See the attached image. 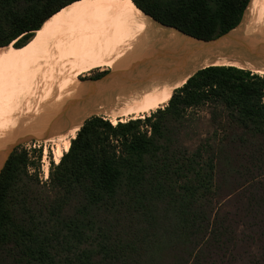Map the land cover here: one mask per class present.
I'll return each mask as SVG.
<instances>
[{
    "label": "trees",
    "instance_id": "16d2710c",
    "mask_svg": "<svg viewBox=\"0 0 264 264\" xmlns=\"http://www.w3.org/2000/svg\"><path fill=\"white\" fill-rule=\"evenodd\" d=\"M80 1L0 0V49ZM132 2L211 41L250 0ZM196 73L144 120H87L47 182L41 150L16 148L0 174V264H264V76Z\"/></svg>",
    "mask_w": 264,
    "mask_h": 264
},
{
    "label": "bare ground",
    "instance_id": "6f19581e",
    "mask_svg": "<svg viewBox=\"0 0 264 264\" xmlns=\"http://www.w3.org/2000/svg\"><path fill=\"white\" fill-rule=\"evenodd\" d=\"M216 67L264 75V0H250L238 27L210 42L161 25L132 0L70 5L25 47L0 49V174L32 141L56 142L58 164L62 143L68 151L87 120L144 118L196 72ZM100 69L109 72L79 80Z\"/></svg>",
    "mask_w": 264,
    "mask_h": 264
},
{
    "label": "rangeland",
    "instance_id": "374dc122",
    "mask_svg": "<svg viewBox=\"0 0 264 264\" xmlns=\"http://www.w3.org/2000/svg\"><path fill=\"white\" fill-rule=\"evenodd\" d=\"M106 72H109V69H105ZM104 69H100V70H95L93 72H89L85 75H82L80 77L79 80H84V79H88L90 77H95V76H99L100 73H102L103 71H105ZM253 74H257V73H253ZM257 75H260V76H264L262 74H257ZM165 107V106H164ZM164 107L160 108V109H163ZM156 112V111H155ZM153 112V113H155ZM153 113H151L150 115H146L144 118H142V120H144L145 118H148L150 117ZM198 116H201V118H204L205 115L204 113H199ZM137 119H140L139 117H136V119H132V121H135ZM131 120H126V123L127 122H130ZM121 123H125V122H121ZM205 125H204V122H203V125H202V129H204ZM25 146L29 151H34V150H41L42 152V161H41V169H40V178L43 182H47L48 178H49V175H48V172L50 170V165H51V162H53L55 165H57L55 163V154H56V151L58 149V145L56 142H50V143H42V142H36V141H32V143H26ZM62 148H63V153L65 151H67V145H66V142L62 143ZM65 154V153H64Z\"/></svg>",
    "mask_w": 264,
    "mask_h": 264
},
{
    "label": "water",
    "instance_id": "95a60500",
    "mask_svg": "<svg viewBox=\"0 0 264 264\" xmlns=\"http://www.w3.org/2000/svg\"><path fill=\"white\" fill-rule=\"evenodd\" d=\"M147 15V14H146ZM147 16H149V15H147ZM152 18V17H151ZM153 20H155L154 18H152ZM156 21V20H155ZM156 22H158V21H156ZM158 23H160V22H158ZM161 25H163L162 23H160ZM163 26H166V25H163ZM167 27H170V26H167ZM170 28H173V27H170ZM174 29H176V28H174ZM176 30H178V29H176ZM179 32H181L180 30H178ZM181 33H183V32H181ZM185 34V33H184ZM187 35V34H186ZM188 36H190V35H188ZM191 37H193V36H191ZM193 38H195V37H193ZM196 39H198V38H196ZM198 40H202V41H205V42H210V41H206V40H203V39H198ZM215 40H217V39H215ZM215 40H211V41H215ZM11 156V155H10ZM7 163V162H6ZM6 165V164H5ZM4 169V168H3Z\"/></svg>",
    "mask_w": 264,
    "mask_h": 264
}]
</instances>
